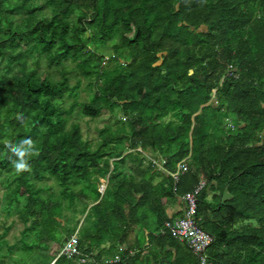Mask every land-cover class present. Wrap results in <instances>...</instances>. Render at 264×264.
Masks as SVG:
<instances>
[{"label": "trees", "instance_id": "16d2710c", "mask_svg": "<svg viewBox=\"0 0 264 264\" xmlns=\"http://www.w3.org/2000/svg\"><path fill=\"white\" fill-rule=\"evenodd\" d=\"M200 181L205 264H264V0H0V264H141L142 230L199 264L164 224Z\"/></svg>", "mask_w": 264, "mask_h": 264}, {"label": "built area", "instance_id": "2783aa9c", "mask_svg": "<svg viewBox=\"0 0 264 264\" xmlns=\"http://www.w3.org/2000/svg\"><path fill=\"white\" fill-rule=\"evenodd\" d=\"M186 167L183 164L178 166L176 173L171 176L176 179L178 172H184ZM203 184H199L193 193L185 194L183 201L186 204L184 216L173 222H166L164 228L168 230L171 235L179 241L184 242L188 249L192 251L197 257L199 264H205V257L203 252L212 242V237L202 230L198 225L196 219V194L202 189ZM60 254L67 255L68 257L77 254V236L76 233L68 239L61 249ZM117 261V259H116Z\"/></svg>", "mask_w": 264, "mask_h": 264}, {"label": "crops", "instance_id": "0c3cea01", "mask_svg": "<svg viewBox=\"0 0 264 264\" xmlns=\"http://www.w3.org/2000/svg\"><path fill=\"white\" fill-rule=\"evenodd\" d=\"M228 121L230 122V119H228ZM148 159V162L149 163H152V165L155 166V168L157 169V171H160L159 173H162L163 175L165 174H168V172L165 170V168L163 167V160H159V159H153V158H150V157H147ZM180 164H183L185 167H186V170H187V166L185 164L184 161L180 162L177 167H176V171L174 173L177 172L178 170V166ZM186 170L184 172H186ZM184 172H178L177 175H176V179H173V177L171 176L173 173H169V177L172 178L173 182L176 183L179 179V176L182 175ZM160 179V177H156L155 179V183L158 182ZM101 189L102 191H100V188H99V191L100 192H103L104 188H105V182L104 181H101ZM104 183V184H103ZM199 184H203V187L205 186V182L204 181H200ZM198 184V185H199ZM197 185V186H198ZM214 185V184H213ZM196 186V187H197ZM195 187V188H196ZM202 187V188H203ZM214 187H206V192H207V196H208V199H211V197L214 195ZM229 198V195L226 193V190L223 192L222 196H221V200H225V199H228ZM167 208H166V214L168 216V218L170 219H177V218H180L182 217L183 215V212H184V209L186 207V204L184 203L182 197L179 198V197H175L172 201L170 200L169 203H167ZM141 233V240L143 242V245L145 248V254H147V256H149V260H145L144 261V258L142 259L143 261H141V264H167L164 260V258L166 257H170L171 259L175 257V254L176 252L173 250V248L171 246H169L167 244V240L163 241L164 239L166 238H162L163 240H151L153 238L149 237L148 234H147V231L146 230H142L140 231ZM156 234H154V237H155ZM159 239V238H158ZM130 241H134V237H130ZM133 253V251L131 252V254ZM116 259V258H115Z\"/></svg>", "mask_w": 264, "mask_h": 264}, {"label": "rangeland", "instance_id": "374dc122", "mask_svg": "<svg viewBox=\"0 0 264 264\" xmlns=\"http://www.w3.org/2000/svg\"><path fill=\"white\" fill-rule=\"evenodd\" d=\"M113 121H114V119L111 118V116L109 115V113L107 111H105L100 118L91 121L88 124V128L84 127V125L82 124L85 137L87 139H90V140H95L96 139V131H95L94 127L101 128L105 123L113 124ZM20 229H21V224L16 223L15 227L11 230V232L8 236V239L12 240L13 236H18ZM55 249L56 248L54 246H52L51 251H54Z\"/></svg>", "mask_w": 264, "mask_h": 264}, {"label": "clouds", "instance_id": "9594fccd", "mask_svg": "<svg viewBox=\"0 0 264 264\" xmlns=\"http://www.w3.org/2000/svg\"><path fill=\"white\" fill-rule=\"evenodd\" d=\"M21 158L23 157V153H17ZM16 171L17 172H22L28 170L23 162L18 163L15 165Z\"/></svg>", "mask_w": 264, "mask_h": 264}, {"label": "water", "instance_id": "95a60500", "mask_svg": "<svg viewBox=\"0 0 264 264\" xmlns=\"http://www.w3.org/2000/svg\"><path fill=\"white\" fill-rule=\"evenodd\" d=\"M100 191H102V189L100 188Z\"/></svg>", "mask_w": 264, "mask_h": 264}]
</instances>
